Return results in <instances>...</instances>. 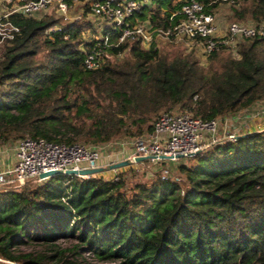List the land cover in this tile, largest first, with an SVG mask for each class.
I'll return each mask as SVG.
<instances>
[{"label": "trees", "instance_id": "1", "mask_svg": "<svg viewBox=\"0 0 264 264\" xmlns=\"http://www.w3.org/2000/svg\"><path fill=\"white\" fill-rule=\"evenodd\" d=\"M185 1L146 0L132 20L165 30ZM195 1L207 12L223 2ZM243 2L234 18L264 22V0ZM11 20L20 33L0 56V145L28 137L96 145L151 131L160 110L210 120L264 101L261 37L243 38L238 56L228 52L207 68L127 40L116 49L128 48L125 60L88 70L81 24L46 34L57 19ZM186 160L174 176L130 185L122 173L118 180L57 174L0 188V264H56L62 251L16 249L29 241L53 249L69 238L73 254L117 264H264V130Z\"/></svg>", "mask_w": 264, "mask_h": 264}, {"label": "built area", "instance_id": "2", "mask_svg": "<svg viewBox=\"0 0 264 264\" xmlns=\"http://www.w3.org/2000/svg\"><path fill=\"white\" fill-rule=\"evenodd\" d=\"M230 5H237L244 0H222ZM146 0H91L90 9L93 16L103 22L99 35L89 38V46L83 48V65L88 70H96L108 62H117L128 48L116 50L127 40H137L141 46L149 49L157 42L177 43L188 40L197 43L205 55H211L227 50L231 55L238 56L237 44L240 39L264 38V22L243 23L231 22L226 29L220 31L214 12H207L203 3L188 0L183 2L172 17H178L176 22L165 30L153 28L149 20H132ZM68 0H0V44H9L20 33V28L11 20L12 16L23 18H39L47 10L52 9L64 18L69 10ZM59 27L46 30V34ZM264 121V103L251 105L228 115H222L210 120L194 117L187 112H163L152 123V129L143 135L128 141L131 153L115 161H104L103 153L114 144L122 147L123 142L109 141L102 144H84L81 142L56 143L43 137L24 138L13 143L0 145V188L12 186L19 188L26 182H41L39 175L48 171L81 170L103 168L102 172L113 171L106 179L118 180V169L127 166L142 167L151 162L154 167H160L161 178L171 176V170L165 167L166 160L176 161L191 157L198 152L223 142H233L239 136L262 128L249 127L242 131L234 130L227 135H220L227 129L229 121ZM225 129V130H226ZM113 149V148H112ZM13 153V158L6 163L7 153ZM137 156H149L147 160L136 161ZM165 156L166 158H162ZM129 161L128 165L110 168L114 163ZM79 177H88L80 176ZM104 177V174H103ZM49 178V177H48Z\"/></svg>", "mask_w": 264, "mask_h": 264}, {"label": "rangeland", "instance_id": "3", "mask_svg": "<svg viewBox=\"0 0 264 264\" xmlns=\"http://www.w3.org/2000/svg\"><path fill=\"white\" fill-rule=\"evenodd\" d=\"M90 1L91 0H73L69 5V10L67 12V17L64 18L60 14L56 13L52 9L47 10L45 13L42 14L41 17H51L57 19V22L54 26L58 27H66L68 25H82V35L81 38L83 41H87L89 38H93L95 36L99 35L100 28L103 24L101 19H99L96 16H93L90 9ZM245 3L242 2L237 5H230L225 2L219 3L218 11L222 12L224 21L226 24H229L231 22H243V23H253L249 20H239L237 18H234L231 14L233 13V9H240ZM216 7V8H217ZM53 26V27H54ZM243 41V39H240L238 42ZM4 44H0V56L1 52L3 50ZM157 47L161 53L168 54V55H174V54H184L185 56L192 57L196 60H198V63L204 67H209L210 63L216 64L215 59L221 56H227L228 51L222 49L220 52H218L217 57L213 58L212 60L208 55H205L202 53L200 48L197 46V43L188 41V40H180L177 43H166L164 41L157 42ZM127 57V54H123V56L117 61L113 63H119L123 60H125ZM1 91V88H0ZM264 103V101H258L254 103L253 105L256 106L257 104ZM243 110V109H242ZM169 111H181L177 107L170 109ZM167 110H160L158 111L157 115L153 118L151 123L158 117L159 114L163 112H169ZM182 112V111H181ZM188 113V112H187ZM228 115V114H226ZM254 126V127H253ZM249 127L253 128H262L264 127V121L263 119L259 118L254 121H229V124H227V129L221 130L220 135L225 136L229 132L234 130L242 131L243 129H248ZM146 133L144 131L142 134ZM139 135V136H140ZM133 138V137H132ZM132 138L123 136L119 137L117 139H113L112 141L116 142H123L124 146L120 147L117 144H114L110 150H106L103 153V157L106 158V162L108 161H115L120 160L125 157L126 155V147L129 146L128 141H130ZM210 147V146H209ZM207 147V148H209ZM186 163L189 164L191 160H186V158H179L176 161L172 160H166L165 167H169L171 170V175L177 174V165L179 163ZM113 171H110L109 173H104V177H109V175L112 174ZM117 172H120L124 174V178L127 181V184H134L136 182H143V181H149L150 179L154 178L156 174L160 173L161 170L160 167H154L151 162L145 163L142 167H136V166H127L124 169H121ZM32 183V181L28 182ZM34 184V183H33ZM14 188L11 185L9 186H2L1 188ZM75 243L73 239H61L56 242L55 247L53 249H49V247L44 246L41 243H37L36 241H29L20 247H18L16 250L18 252H25V253H44L46 255H53L55 254V251H62L61 253V259L56 262V264H69L72 262L73 264H117L118 261H101L92 254L89 253H83L81 254H73V252L70 250L71 246ZM56 258H58V255H56Z\"/></svg>", "mask_w": 264, "mask_h": 264}, {"label": "water", "instance_id": "4", "mask_svg": "<svg viewBox=\"0 0 264 264\" xmlns=\"http://www.w3.org/2000/svg\"><path fill=\"white\" fill-rule=\"evenodd\" d=\"M149 158H150L149 156H137L135 158V160L136 161H142V160H147ZM162 158H166V157L165 156H162ZM177 158H181V156H178ZM128 164H129V161L124 160V161H121V162L112 164L110 166V168L111 169L112 168L113 169L114 168H119V167H122V166H125V165H128ZM103 170H104L103 168H89V169H81V170H67L64 173L61 172V171H48V172H45V173H41L39 175V177L41 179H44V178H48V177H51V176H54V175H57V174L86 176V175H92V174L101 172Z\"/></svg>", "mask_w": 264, "mask_h": 264}, {"label": "crops", "instance_id": "5", "mask_svg": "<svg viewBox=\"0 0 264 264\" xmlns=\"http://www.w3.org/2000/svg\"><path fill=\"white\" fill-rule=\"evenodd\" d=\"M213 12H214V14H215V16H216V23H217V25H218V29L220 30V31H223V30H225L226 29V27H227V25L228 24H226V22L224 21V17H223V14H222V12H220V11H218V7L217 8H215L214 10H213ZM201 50V49H200ZM132 151H131V148H130V146H127L126 147V155L127 154H130ZM13 153H7V156H6V163H9L11 160H12V158H13ZM125 168V167H124ZM124 168H120L119 170H121V169H124ZM118 171V170H117ZM104 173H109V172H106V171H104V172H102L100 175H102L103 176V174Z\"/></svg>", "mask_w": 264, "mask_h": 264}]
</instances>
